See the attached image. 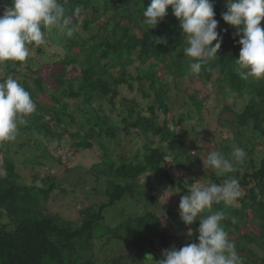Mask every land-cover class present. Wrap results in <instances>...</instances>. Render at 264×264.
<instances>
[{
	"label": "trees",
	"instance_id": "obj_1",
	"mask_svg": "<svg viewBox=\"0 0 264 264\" xmlns=\"http://www.w3.org/2000/svg\"><path fill=\"white\" fill-rule=\"evenodd\" d=\"M10 2L0 0V5L5 8ZM58 2L68 15L77 6L81 9L79 16L73 18V36L66 38L56 30L44 29L45 45L37 46V54L26 59L24 67V62L1 63L0 82L9 76L17 79L36 104L35 111L19 125V131L28 136V144L47 154L48 146L66 135L76 152L92 148L94 144L100 146V160L92 164L90 172L96 184H105L103 192L107 201L85 207L78 223L64 219L47 209L50 195L58 185L56 178L49 177L43 186L26 183L16 169L14 156L6 152L2 164L6 172L0 169V264H99L94 257L95 241L103 238L102 245L119 240L136 247L144 258L151 255L158 262L163 257L157 253L155 238L161 240L163 250L171 248V242L177 238L167 229L160 230L162 215L167 216L169 226L181 217L175 210L163 211L162 215L148 210V199L154 197L140 177L163 171L173 185L189 191L184 182L176 181L166 169L168 155L174 163L183 162L195 172L188 162L181 160L191 155L197 159L198 169L214 183L222 184L230 176L243 187V195L236 200L238 204L222 201L202 211L194 222L195 232L183 246L198 243L200 219L222 211L227 217L222 225L235 243L243 264H264V157L259 165L253 157L259 140L264 139V79H242L239 74L241 70L236 61L242 45L238 43L237 28L222 19L221 13L227 10L226 0H212L215 19L219 21L217 31L223 36V42L217 56L202 65L198 74L191 72V58L183 53L187 41L171 6L167 8V16L150 29L143 24L142 13L151 0ZM260 25L264 28V19ZM160 37L168 43L157 44ZM56 45L60 48H53ZM45 55L54 58V66L61 65L58 71L51 68L54 85L47 91L52 104L33 98L44 85L38 70L43 65L40 58ZM70 66L79 68L80 73L71 75ZM215 75L219 96L226 99L238 93L247 97L239 110L227 106L235 114L236 140L246 152V159L238 163L229 146L220 149L234 164V171L227 174L200 161L202 153L196 142L193 145L185 142L190 133L188 129L183 128L180 134L170 126L169 119L165 118L161 124L158 121L159 110L164 114L170 111L167 78L172 76L176 84L185 78L192 80L194 76L210 81ZM123 86L130 92H139L143 99L152 98L149 116L143 114L144 108L135 97L118 99ZM190 100L196 117L200 116L202 101L195 95ZM105 101L111 106L110 113L104 108ZM195 110L181 113L178 124L193 117ZM193 128L199 131L195 125ZM121 133L141 136L143 146L132 156L119 153L116 139ZM15 154L25 156L21 150ZM122 201L133 204L143 201L144 210L125 211L122 220L114 226L106 225L107 208ZM5 217L9 221L4 222Z\"/></svg>",
	"mask_w": 264,
	"mask_h": 264
},
{
	"label": "rangeland",
	"instance_id": "obj_2",
	"mask_svg": "<svg viewBox=\"0 0 264 264\" xmlns=\"http://www.w3.org/2000/svg\"><path fill=\"white\" fill-rule=\"evenodd\" d=\"M0 9L4 11V6L0 5ZM83 31L81 28L79 29ZM30 55L32 58L37 54V46L30 45ZM53 48H60L57 45ZM27 58V59H28ZM43 62L42 67L38 70L42 74L44 85L40 92L33 97L35 101L44 104H52L51 98L48 95L47 89L54 85L51 68L60 70L61 65L54 66V58L43 56L40 58ZM27 64V60L23 63V67ZM47 64L48 66H46ZM0 63V73L1 70ZM50 66V67H49ZM134 71L135 68L131 67ZM79 68H72L70 66V74H79ZM217 75L213 80L205 81L198 76H194L192 80L189 78L183 79L181 82L175 81L172 76L167 78L169 82V99L168 104L170 111L164 114L159 110V123L161 124L165 118L169 119L170 126L178 133H183V128L190 131L189 136L185 139L187 144L196 142L201 151L200 161L204 162L210 151H217L223 157L228 159L227 155L220 150L222 147L229 146L233 153L236 149H242L236 140L235 132H237V124L234 122L235 114L228 105H232L234 110H239L243 103L246 102L247 97L239 96L238 93L229 95L226 99L218 95ZM30 84L33 81L30 80ZM237 85V84H236ZM195 95L203 103L201 115L196 117L195 106L190 102V96ZM123 96L129 98H136L142 104L144 110L143 114L149 116L148 106L152 102V98L143 99L137 91L130 92L127 87L121 88V93L118 99ZM104 108L110 113V104L105 101ZM188 109L195 110L194 116L186 118L183 123L178 124V119L181 113L187 112ZM177 122V123H176ZM21 123L18 122V126ZM193 125L197 130H193ZM158 128V126L156 127ZM200 132V133H199ZM27 134L18 131V135L14 141L0 142V169L3 173L6 169L3 168V157L6 152H10L17 161L16 169L20 172L24 181L28 184L35 182V184L43 186L45 180L49 177H55L57 180V188L51 193L47 209L51 212L59 214L62 218L71 222L81 221V211L92 204H100L107 201L104 194L105 184L99 182L95 183V177L90 168L92 164L100 160L101 149L98 144H94L92 148L85 149L82 152H76L72 147L70 140L65 135L61 140H56L51 143L49 153L44 154L41 149H36L32 144L27 143ZM155 140L157 138L155 137ZM118 143V152L132 156L140 147L143 146L141 136L134 134L126 136L121 133L116 139ZM21 150L25 156L21 157L15 154L16 151ZM256 163L259 165L264 157V139H260L256 151L253 153ZM168 164L165 166L169 174L176 181L184 182L189 191L194 186H207L214 183L213 179L206 176L200 169L197 159L191 155L184 156L181 160L188 162L193 170L185 167L183 162L180 164L174 163L171 155L167 156ZM11 168L13 165L9 163ZM216 170V169H215ZM218 171V170H217ZM140 181L150 189V195L154 199H148V210H156L161 215L163 211L175 210L179 212V202L181 196L187 195L188 191H184L179 187L173 185L165 172L157 173L149 172L140 177ZM192 181V184L190 183ZM243 192V187H240ZM143 203V201H142ZM138 202L133 204L130 201L120 202L107 208L106 225L114 226L124 217L125 211L128 213L141 212L144 210L143 204ZM238 204L237 201L232 202ZM4 222L9 221L7 217L2 219ZM162 224L160 230L167 229L170 235H175L177 238L171 242V247L175 246L177 249L181 248L189 239L188 231L191 229L192 234L196 227L192 225H185L181 218L173 220L172 226H169L167 216L162 215ZM105 238L101 241H95L96 248L94 257L99 264H158L152 257L144 258L140 251L131 244L123 243L119 240H111L106 246L102 245ZM155 243L159 250L158 254H162L163 247L159 238H155Z\"/></svg>",
	"mask_w": 264,
	"mask_h": 264
},
{
	"label": "clouds",
	"instance_id": "obj_3",
	"mask_svg": "<svg viewBox=\"0 0 264 264\" xmlns=\"http://www.w3.org/2000/svg\"><path fill=\"white\" fill-rule=\"evenodd\" d=\"M168 6L185 35L188 46L183 53L191 58L190 70L198 74L202 65L217 56L223 42V36L217 31L219 21L215 19L214 4L212 0H151L150 6L143 10V24L154 28L167 16ZM226 9L221 13L222 19L237 28L238 43L242 45L236 61L241 78L264 79V28L260 25L264 19V0H226ZM80 12L77 6L68 15L58 0H11L0 14V63L25 62L30 55V45H45L44 29L56 30L62 37L71 38L73 18ZM213 41H216L214 45ZM156 43L167 44L168 41L160 37ZM35 109L31 94L17 79L9 76L0 82V142L14 141L19 131L18 122H24L23 118ZM233 158L243 163L246 152L236 149ZM205 163L221 174L234 171L233 161L217 151H210ZM242 195L239 181L230 176L222 184L194 186L187 195L181 196L179 215L186 226L192 225L198 215L211 209L214 203H232ZM226 218L220 211L200 219L198 243L164 249L159 264H243L235 243L222 225ZM188 235H192L191 229Z\"/></svg>",
	"mask_w": 264,
	"mask_h": 264
}]
</instances>
